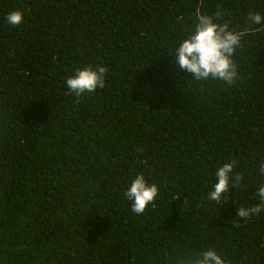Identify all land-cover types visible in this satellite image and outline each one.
Returning <instances> with one entry per match:
<instances>
[{
  "label": "trees",
  "instance_id": "trees-1",
  "mask_svg": "<svg viewBox=\"0 0 264 264\" xmlns=\"http://www.w3.org/2000/svg\"><path fill=\"white\" fill-rule=\"evenodd\" d=\"M257 12L264 0H0V264H186L210 248L264 264V211L238 214L264 184ZM197 13L242 34L231 82L176 64ZM89 64L105 86L76 96L66 79ZM141 173L159 191L136 213Z\"/></svg>",
  "mask_w": 264,
  "mask_h": 264
},
{
  "label": "clouds",
  "instance_id": "clouds-1",
  "mask_svg": "<svg viewBox=\"0 0 264 264\" xmlns=\"http://www.w3.org/2000/svg\"><path fill=\"white\" fill-rule=\"evenodd\" d=\"M197 16L199 24L196 29L179 43L173 53L177 66L193 73L197 79H207L211 76L231 82L235 76L231 57L242 34L228 30L227 25L214 23L212 17L200 13H197ZM250 19L255 24L264 26V15L261 13L251 14ZM23 21L24 14L21 11H12L7 15L10 25H19ZM108 71L107 66L99 64L77 68L75 73L66 79V87L76 96L91 94L105 86V74ZM232 169V163H225L217 169L216 183L208 193L209 199L219 200L228 190ZM261 171L264 172V167ZM158 191L157 184L150 183L141 173L131 181L125 196L132 201V211L142 213L149 203L155 200ZM255 194L260 202L241 207L238 212L240 217H250L264 211V184L257 187ZM186 264H229V261L215 248H210L196 252L194 258L186 261Z\"/></svg>",
  "mask_w": 264,
  "mask_h": 264
}]
</instances>
